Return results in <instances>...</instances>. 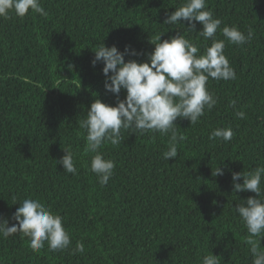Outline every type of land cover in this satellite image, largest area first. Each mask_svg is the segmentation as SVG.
<instances>
[{
    "label": "trees",
    "instance_id": "16d2710c",
    "mask_svg": "<svg viewBox=\"0 0 264 264\" xmlns=\"http://www.w3.org/2000/svg\"><path fill=\"white\" fill-rule=\"evenodd\" d=\"M183 2L40 0L46 16L30 9L23 18L14 12L0 17V219L9 227L18 224L12 215L19 202L38 199L62 216L71 240L64 250H50L45 241L33 251L21 232L0 236V264H201L210 252L220 264H252L235 207L255 193L235 192L232 173L264 166V0H206L221 20L215 37L225 40L236 78H209L214 107L194 125L174 122L184 137L176 158H163L170 133L122 130L119 146L106 142L100 149L115 163L113 176L101 185L90 170L94 154L84 152L80 121L91 103H116L104 87L103 63L92 66L94 51L104 44L123 52L130 45L143 55L125 61L147 62L150 41L181 33L202 54L211 39L198 36L199 22L195 32L184 20L164 24ZM225 26L245 35L251 29L253 38L232 44L223 36ZM125 96L122 90L120 98ZM221 127H231V141L209 139ZM66 147L76 174L57 163ZM219 167L224 174L215 176ZM77 242L83 252L75 251ZM260 243L264 248V238Z\"/></svg>",
    "mask_w": 264,
    "mask_h": 264
},
{
    "label": "clouds",
    "instance_id": "9594fccd",
    "mask_svg": "<svg viewBox=\"0 0 264 264\" xmlns=\"http://www.w3.org/2000/svg\"><path fill=\"white\" fill-rule=\"evenodd\" d=\"M32 10L46 16L40 0H0V17L8 19L10 13L23 18ZM164 24H176L181 20L188 22L187 29L196 31V22L202 26L196 32L205 40L211 39L210 46H205L202 54L199 47L185 35L179 33L169 39L156 38L154 50L147 54V62L135 59L125 61V56H139L143 53L126 45L124 51L117 46L107 47L102 44L94 51L92 66L103 63V74L106 77L105 90L116 96L115 105H109L95 99L87 110L86 118L80 121V127L86 130L85 154L91 156L90 170L97 175L101 185H106L113 176L114 161L105 159L100 151L106 142L119 146L123 141L122 130L131 133L159 132L161 135L171 134L169 148L163 153L168 160L178 156L177 143L184 137L178 135L176 124L178 118L187 119L191 125L199 122L205 110H211L217 103L214 95L208 90L209 78L232 80L236 78L235 70L230 66L224 54L225 40L215 37L221 20L214 18L213 12L207 8L206 0H184L171 14H166ZM223 36L232 44L243 45L253 38V32L247 35L236 26H225ZM122 90H126L124 99L120 98ZM235 107V101L231 102ZM238 118H245L243 111H236ZM234 133L231 127L214 129L210 140L217 138L231 141ZM63 155L57 163L64 171L76 174L74 154L71 148H63ZM219 167L215 176L223 175ZM213 175V173H212ZM264 166L257 167L247 173L233 172L232 182L235 192L250 191L255 196L241 200L235 207L247 229L246 243L252 254V264H264ZM243 180V183L237 181ZM15 204V203H14ZM12 215L18 224L8 226V220L0 219V236L9 237L17 232L30 238L29 246L39 251L47 241L50 250H64L70 244V236L62 223V216L52 212L40 200L25 198ZM77 252L84 251L83 243L77 242ZM220 256L212 252L203 256L201 264H220Z\"/></svg>",
    "mask_w": 264,
    "mask_h": 264
}]
</instances>
